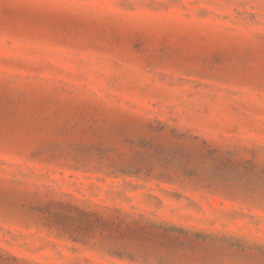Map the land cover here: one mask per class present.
I'll use <instances>...</instances> for the list:
<instances>
[{
  "label": "rangeland",
  "instance_id": "1",
  "mask_svg": "<svg viewBox=\"0 0 264 264\" xmlns=\"http://www.w3.org/2000/svg\"><path fill=\"white\" fill-rule=\"evenodd\" d=\"M0 264H264V0H0Z\"/></svg>",
  "mask_w": 264,
  "mask_h": 264
}]
</instances>
